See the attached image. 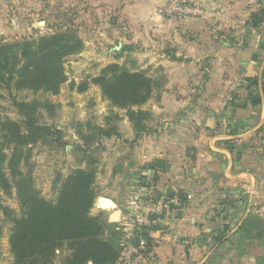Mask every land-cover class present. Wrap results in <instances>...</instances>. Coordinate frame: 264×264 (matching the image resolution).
I'll return each instance as SVG.
<instances>
[{
	"label": "rangeland",
	"instance_id": "374dc122",
	"mask_svg": "<svg viewBox=\"0 0 264 264\" xmlns=\"http://www.w3.org/2000/svg\"><path fill=\"white\" fill-rule=\"evenodd\" d=\"M236 1L238 0L230 3ZM249 4L250 8L256 10L261 5L264 6V0H255ZM210 8L209 0H0V44L34 39L63 30L73 31L83 42L80 51L62 57L61 65L65 79L55 94L42 89L37 92L17 89L11 84L8 86L6 83H0V120L4 118L21 120L15 101L39 102L35 114L37 121L59 129L63 135L62 142L66 143V146L45 142L31 147L28 165L22 163L20 169L24 173L30 171L33 189L47 199H54L56 188L64 176L71 170L93 161V165L97 168L94 185L97 194L90 213L96 215L102 211L108 222L119 223V221H110L108 214L114 209H119L125 215L127 200L142 187V173L146 169L140 168L134 171L135 175H139L135 177L134 172L126 171L127 167L124 166L130 160L132 166L137 163V159L141 160L142 150L139 144L143 141L140 137L144 133L132 138V134L135 133L126 116L127 109L112 106L109 101L103 99L100 88L93 79L106 65L114 62L122 63L130 70H145L160 82V89L139 107L151 113L147 124L155 116H163L165 113L169 118L171 115L177 118L178 114L175 116L173 114L177 111L184 112L186 107L176 105L175 98L166 102V108L159 105L165 103L160 100L163 92L169 91V82L172 78L170 70L175 63H180L183 57L176 55L181 57L177 59L174 55L172 58L170 52L175 54L173 44L171 42L165 44L167 37L152 28L164 21L173 20L170 27L165 28L173 34L175 32L191 34L194 41L198 37V42L207 44L206 55H209V41L214 50L222 40L227 41L226 43L230 40L231 46L238 45V47L228 48L223 52L224 57L221 61L226 64L219 71L218 81L211 82L213 89L210 91L206 90V87L201 89V85L205 86L207 81L205 77L203 82L201 79L197 84L200 86V92L203 90L202 94L208 91L209 102L211 101L208 108L213 115L209 114V118L212 116L213 119H209V124L213 127L209 130L228 134L225 137L227 139H224L226 142L224 146L232 156L230 174L238 169L243 172L246 181H240V184L234 187L226 185L228 187L224 188L229 198L234 200L232 206L218 205L219 199L224 198L223 195L214 201L213 196H216L218 191L216 188L211 193L212 197H209V204L207 197H198L197 200L201 199V204L195 206V212L201 216L203 223L209 221V226L212 227L229 219L232 229H235L241 220L229 218L231 214L238 213L243 218L249 213L250 229L248 234L242 237V244L237 246L236 250L227 249L226 241L221 244L226 237L213 243L212 235L209 234V244L214 249L212 255L207 257L209 249H205L202 257H199L200 251L195 263L264 264V104L255 108L248 106L245 110L230 107L228 104L232 94L237 92L240 98L234 102L242 103L241 96L245 95V87L249 84L245 80L246 76L256 74L257 77L260 76L264 65V25H260L256 32L251 31L246 35L243 24L251 10L242 9L229 11L230 17L235 15L238 19L231 26L220 27L217 25L220 22L218 18L226 14L223 12L226 10L214 6ZM187 17L195 21L196 25L192 28L193 31H180V20ZM215 19H218L217 24ZM201 43L198 45H202ZM124 45L131 46L132 49L116 58ZM164 45L169 52H164ZM242 47H245L246 51L239 53ZM162 51L170 57L169 60L164 58ZM253 55L256 60L252 59ZM202 63L201 66H205L203 61ZM243 67L246 73L249 72L246 75L239 73ZM82 85L86 86L84 90H80ZM219 88L222 91H219ZM221 92L220 100L216 104L217 100L212 96H217ZM133 108L136 110L138 107ZM158 108H165L166 111H158ZM215 116L218 122H215ZM96 127L109 129L110 135L97 136ZM79 132L84 135L91 134L93 137L95 135L97 138L95 141L94 138L88 141L89 138L86 142L89 144L87 146L85 140L79 136ZM233 135L236 137H231ZM138 138L140 140L136 146ZM0 142H2L1 138ZM75 144H82L86 151L72 149V145ZM145 149L151 151L148 146ZM4 150L7 153L9 151ZM133 150H137L136 156H132ZM219 158L220 156H214V163L218 166H220ZM222 169L224 168L219 167L218 172H215L222 174ZM3 170L8 175L6 163L3 165ZM159 189L162 196H169L175 191L167 184L159 186ZM153 191L149 193L151 198L157 193L156 190ZM0 194L3 206L12 210L5 211L0 208V264H9L12 261L8 242L12 227L11 217L20 214V202L15 186L11 187L10 193L5 194L0 191ZM100 196L113 199L118 206L99 208L96 203ZM142 199L145 200V197ZM192 199L194 201V197ZM184 205L186 203L181 202V207H177L175 211L179 208L183 209ZM208 210L209 215L206 219L205 213ZM225 215H227L226 219L223 218ZM67 253L65 249L56 250V256L51 264H62V259ZM202 258L204 261L200 263L199 260Z\"/></svg>",
	"mask_w": 264,
	"mask_h": 264
},
{
	"label": "trees",
	"instance_id": "16d2710c",
	"mask_svg": "<svg viewBox=\"0 0 264 264\" xmlns=\"http://www.w3.org/2000/svg\"><path fill=\"white\" fill-rule=\"evenodd\" d=\"M260 6V5H259ZM264 25V6L251 10L243 26L246 35L251 31L256 32L260 25ZM83 47L82 40L73 31L63 30L41 35L34 39H24L14 43L0 44V83L13 85L17 89H28L33 92L39 90L57 93L59 85L64 81L61 59L70 53H75ZM131 46L124 45L116 58L125 51H130ZM256 60L255 55L252 57ZM246 93L241 96L242 103L234 102L240 98L238 92L233 93L228 103L230 107L247 109L263 106L264 104V65L260 76H246ZM100 88L101 97L109 101L110 105L118 108H126V116L130 121L135 138L148 131L147 120L151 113L139 108L157 92L160 87L158 79L147 74L145 70H130L124 64L117 62L106 65L93 79ZM85 85L80 90L85 89ZM17 110L21 116L20 121L9 118L0 120V191L10 193L15 186L19 197L20 214L11 217L12 227L9 233V251L12 261L9 264H51L56 256V250H67L62 264H115L121 257L123 246L120 245L121 232L119 223L108 222L104 213L100 211L92 215L96 179V166L93 161L71 170L64 176L56 188L54 199H47L36 192L32 187L31 174L24 173L20 164L28 165L31 156V147L38 143L62 142V132L50 125L41 124L35 116L39 102H16ZM134 106L138 107L136 110ZM143 119V120H142ZM98 133L110 135V130L101 127L95 128ZM84 143L95 141L97 136L79 132ZM90 138V139H89ZM89 139V140H88ZM88 140V141H87ZM89 146V144H86ZM82 144L72 145V149L86 151ZM9 150L8 153L4 150ZM6 163L8 175L3 170ZM151 169L156 176L152 183L141 184L147 191L146 197L153 190L159 192L158 183L162 174L167 171V161L154 158L143 166ZM223 199H219L218 205L228 204L232 206L233 199L225 193ZM168 196V195H167ZM169 196H178L180 202H186V193L176 190ZM0 208L5 211L0 194ZM113 218H117L119 211ZM227 215L223 217L226 219ZM229 218L241 220L235 229L227 220L213 226L211 239L228 242L227 249L236 250L242 244V237L247 235L250 229L248 221L251 215L245 217L233 213ZM157 227H151L154 229ZM233 230V231H232ZM138 237H144L146 248L141 252L151 249L152 243L148 231L137 233L132 244L137 245ZM261 261V258H260Z\"/></svg>",
	"mask_w": 264,
	"mask_h": 264
},
{
	"label": "crops",
	"instance_id": "0c3cea01",
	"mask_svg": "<svg viewBox=\"0 0 264 264\" xmlns=\"http://www.w3.org/2000/svg\"><path fill=\"white\" fill-rule=\"evenodd\" d=\"M230 1L233 0H214L213 2L209 0V9L214 6L217 9L221 8L226 10L223 11L226 12V14L223 16L220 15L218 18L220 22L217 21L218 19H215V23L218 22V24H216L220 27L227 25L231 26L236 22V19H238L235 15L230 17L229 11H239L242 9L246 11L247 9H254L250 8L249 3L255 0H238L234 3H230ZM167 21L168 22L164 21L160 23L158 26H154L152 30H156L160 35L164 34L165 37H167L165 38L166 41H164L165 44L168 42L173 44L172 47L175 49V54L170 52L172 58L174 55H182L183 59L180 63H175L173 69L170 70L172 78L169 82V91L163 92L160 100L165 103L159 106L166 108V102L175 98L176 105L186 107V109L184 112H175L173 115L175 116L178 114L177 118H174L172 115L169 118L166 113L163 116H155L148 124V131L140 137L141 139L143 138V141L141 143L139 142V146H141L142 150L141 160L137 159V163L133 166L130 163L132 160H130L124 167H127L126 171L134 172L138 171L140 168L142 170L145 169L143 165L154 158L164 159L167 161L168 168L167 171L162 174L159 181L160 183H158L157 187L159 188V186L162 185L166 186L167 184L175 191L177 189L182 190L186 193V205H184L183 209L179 208L175 211L177 207H181V202L179 201L178 205L175 207L173 206L170 216L161 221L162 225L160 227L158 226L157 228L149 230L148 235L151 239L152 246L148 252H145V255H142L141 252L134 250L132 247H126L123 248L121 257L115 264H196L195 260L198 254L201 251L199 257H202L205 249H209L207 257L211 256L214 249L210 247L209 234H213V227L209 226V221L203 223L201 216L195 212V206L201 204V199H197H199V196H205L208 198L209 204V197H212L211 193L214 192L216 188L218 191L216 192V196H213L214 201H217L215 199L219 196L225 195L226 191H224V188L228 187L226 185L234 187L235 185L237 186V184L239 185L240 181H246L245 178H243V172H240L238 169H235L232 175L230 174L232 156L224 146V144H226L224 139H227L225 137H227L228 134H223L217 130H209V128L211 129V127H213L212 124H209V119H213L212 116L209 118L211 112H209L208 107L211 101L209 102V94L207 95L208 91L206 94V91L202 94L203 90L200 92V86L197 84L201 79L203 82V77H205V81H207L205 86L203 84L201 85V89L206 87V90H212L213 88L210 85L211 82L213 83V80L218 81L219 71L222 66L226 64L224 61H221L224 57L223 52L228 48H237L238 45L231 46L229 43L230 40L228 43L222 40V43L217 44L213 50L211 48L213 45H211L209 41V55H206L208 51L207 44L203 45L201 41L198 42V37L196 41H194L191 34L176 32L173 34L169 32L166 28L170 27L173 20ZM194 22L195 21L188 17L181 19L180 31H193L192 28L196 25ZM237 22L239 23V21ZM171 34L172 36L170 37ZM199 43L202 45L199 46ZM242 48L243 49L239 50V53L246 51L245 47ZM159 49L161 51V48ZM167 49L168 48L164 45V52H169L166 51ZM186 49L188 52L185 51ZM161 53L164 58L167 60L170 59L163 51ZM176 57L177 59L181 58L180 56ZM200 58H203V60H200ZM202 61L205 63V66H201ZM208 65L209 67H207ZM239 73H244L246 75L249 72L246 73L245 67H243L240 69ZM213 76H215V78ZM167 86L168 83L165 89H167ZM219 91H222V89L219 88ZM221 95L222 92L221 94L218 93L217 96H212V98L217 100V102H215L216 104L220 100ZM189 107L193 108L189 109ZM165 108H158L157 110L166 111ZM215 122H218L216 116ZM146 136L148 138H146ZM231 137L236 136L233 135ZM132 138L134 139V134H132ZM140 138L136 139V146H138L137 143ZM147 146L151 151L145 149ZM132 153V156H136L137 150H133ZM151 153L152 155H150ZM214 156H220V166L214 163ZM219 167L224 168L221 170L223 171L222 174L215 172L219 170ZM133 172L131 174H133ZM133 175L135 177L139 176L135 175V172ZM223 181H226V183ZM156 192L158 197L160 191L158 192L156 190ZM173 193L174 191L171 194ZM191 197H194V201ZM114 202L116 203V201ZM117 206L116 203V207ZM117 210L119 211L117 218H113V215L116 213L115 210H112V212L108 214L110 221L120 222L125 217L121 210ZM207 215H209V210L205 213L206 219H208ZM199 261L202 263L204 258Z\"/></svg>",
	"mask_w": 264,
	"mask_h": 264
},
{
	"label": "built area",
	"instance_id": "2783aa9c",
	"mask_svg": "<svg viewBox=\"0 0 264 264\" xmlns=\"http://www.w3.org/2000/svg\"><path fill=\"white\" fill-rule=\"evenodd\" d=\"M155 172L146 169L142 173V183H152L155 179ZM127 200L125 217L119 222L118 229L121 232L120 245L123 248L132 247L134 250L142 252L146 248V240L144 237H138L137 245H133L132 241L137 233L146 230L149 232L151 227H160L162 220L166 219L172 213L173 206L178 205L177 196H162L159 194L158 199L146 198L147 191L143 188L136 191ZM145 197V200L142 199Z\"/></svg>",
	"mask_w": 264,
	"mask_h": 264
},
{
	"label": "water",
	"instance_id": "95a60500",
	"mask_svg": "<svg viewBox=\"0 0 264 264\" xmlns=\"http://www.w3.org/2000/svg\"><path fill=\"white\" fill-rule=\"evenodd\" d=\"M154 196L157 198L156 193H154ZM96 205L99 208H115L116 207V203L114 202V200L106 196L98 197Z\"/></svg>",
	"mask_w": 264,
	"mask_h": 264
}]
</instances>
